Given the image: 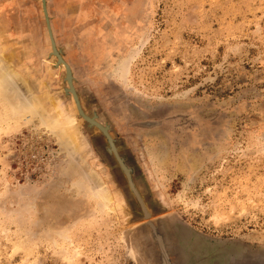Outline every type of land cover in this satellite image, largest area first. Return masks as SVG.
Here are the masks:
<instances>
[{
	"label": "rangeland",
	"instance_id": "1",
	"mask_svg": "<svg viewBox=\"0 0 264 264\" xmlns=\"http://www.w3.org/2000/svg\"><path fill=\"white\" fill-rule=\"evenodd\" d=\"M45 8L109 139L42 0H0V264H157L147 221L264 264V0Z\"/></svg>",
	"mask_w": 264,
	"mask_h": 264
},
{
	"label": "water",
	"instance_id": "2",
	"mask_svg": "<svg viewBox=\"0 0 264 264\" xmlns=\"http://www.w3.org/2000/svg\"><path fill=\"white\" fill-rule=\"evenodd\" d=\"M42 3L53 55L57 58L59 63H62L65 66L70 92L74 97L79 113L86 121L96 125L109 139L106 130L103 127L95 123L92 119L84 116L81 112L77 96L71 84L70 69L55 47L45 8V0H42ZM144 216L148 218V214L145 211ZM144 228H147L146 232L151 239L149 244H155L159 248L158 255L151 258V260L157 264H257L255 258H249L247 259V263H244L243 261L245 260H242L243 258L240 255L234 254L230 251L224 252V247L219 245V243H213L208 239L189 231H176L169 224L164 225L163 223H159L154 225L151 221H147ZM169 229H171V231H169ZM191 245L196 248H192ZM174 250L178 251V253L176 254ZM232 251L234 252V250Z\"/></svg>",
	"mask_w": 264,
	"mask_h": 264
},
{
	"label": "bare ground",
	"instance_id": "3",
	"mask_svg": "<svg viewBox=\"0 0 264 264\" xmlns=\"http://www.w3.org/2000/svg\"><path fill=\"white\" fill-rule=\"evenodd\" d=\"M90 178L92 179V181L94 182V184L98 187L97 189H98V191L97 192H100V195L101 196H103V198L105 199V200H107L108 202H109V200H110V196H107V192H106V189H105V187H103L102 185H101V181L98 179V181H97V179H95L96 178V176L94 177L92 174L90 175ZM99 181L101 182V183H99ZM191 247H193V248H196V247H194V246H192L191 245ZM175 251V253L177 254L178 253V251H176V250H174Z\"/></svg>",
	"mask_w": 264,
	"mask_h": 264
}]
</instances>
